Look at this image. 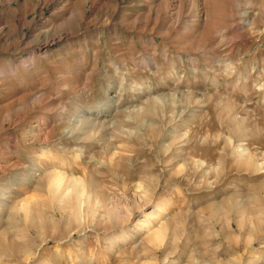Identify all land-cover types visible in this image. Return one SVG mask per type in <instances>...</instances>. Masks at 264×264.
I'll list each match as a JSON object with an SVG mask.
<instances>
[{
	"label": "rangeland",
	"instance_id": "1",
	"mask_svg": "<svg viewBox=\"0 0 264 264\" xmlns=\"http://www.w3.org/2000/svg\"><path fill=\"white\" fill-rule=\"evenodd\" d=\"M38 3L0 0V264H264V0Z\"/></svg>",
	"mask_w": 264,
	"mask_h": 264
},
{
	"label": "bare ground",
	"instance_id": "2",
	"mask_svg": "<svg viewBox=\"0 0 264 264\" xmlns=\"http://www.w3.org/2000/svg\"><path fill=\"white\" fill-rule=\"evenodd\" d=\"M11 1L12 0H3V4H5V6H7V7H9L10 6V3H11ZM79 1V0H78ZM89 1H93V0H89ZM56 4V3H58V0H39V5L40 6H42V7H45V6H48V5H51V4ZM55 41V38H45L44 39V41H43V43H42V45H41V48L42 47H46V46H48L51 42H54ZM259 198V197H258ZM264 200V199H263ZM254 205H255V203H253ZM258 205H259V203H258ZM260 206V205H259ZM262 206V205H261ZM260 206V207H261ZM254 207V206H253ZM253 207H252V209H253ZM256 208V207H255ZM259 208V207H258ZM254 210V209H253ZM262 210H264V208L262 207ZM257 211H259V210H257ZM261 211V210H260ZM259 211V213H261ZM257 213V212H256ZM258 213V214H259ZM262 213H263V211H262ZM262 213H261V215H262ZM252 214H255V212L254 213H252ZM254 217H255V215H254ZM253 217V218H254ZM257 217V216H256ZM258 218V217H257ZM259 218H261L260 216H259ZM149 219L150 220H152V221H154V227H151V225H152V223L150 222H148V221H146V220H144L142 223L144 224V225H146L145 226V228H147V231L150 233V234H153V233H155L157 230H159V228L164 224V222H162V221H158L155 217H149ZM256 220V219H255ZM258 220V219H257ZM256 220V221H257ZM145 221H146V223H145ZM32 222L34 223V221L32 220ZM255 222V221H254ZM258 223H259V221H257ZM44 223H45V226H48L50 223H51V221H45L44 220ZM256 224V223H255ZM34 226V225H33ZM38 227V226H37ZM32 228V227H31ZM33 228H36V225H35V227H33ZM144 228V227H143ZM159 231H161V230H159Z\"/></svg>",
	"mask_w": 264,
	"mask_h": 264
}]
</instances>
